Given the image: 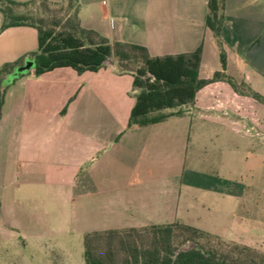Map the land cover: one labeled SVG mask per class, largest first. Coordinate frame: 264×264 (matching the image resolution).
<instances>
[{"label": "crops", "instance_id": "0c3cea01", "mask_svg": "<svg viewBox=\"0 0 264 264\" xmlns=\"http://www.w3.org/2000/svg\"><path fill=\"white\" fill-rule=\"evenodd\" d=\"M78 6L81 26L111 44L139 45L151 57L201 48L198 78L222 71L206 25L208 0H78ZM221 16L225 72L264 98V0H222ZM2 23L0 13V29ZM37 51L36 29L0 30V69L22 60L2 81L0 264H72L64 243L92 232L178 222L244 242L251 226L257 236L264 231L260 219L237 216L244 197L221 174L222 157L254 143L250 129L264 138V116L254 111L264 108L261 101L215 82L174 108L178 113L130 126L138 94L132 74L106 64L97 72L58 68L37 75L30 56ZM204 137L213 150L200 144Z\"/></svg>", "mask_w": 264, "mask_h": 264}, {"label": "trees", "instance_id": "16d2710c", "mask_svg": "<svg viewBox=\"0 0 264 264\" xmlns=\"http://www.w3.org/2000/svg\"><path fill=\"white\" fill-rule=\"evenodd\" d=\"M66 3L67 10L76 4L73 18L62 22L49 18L52 6ZM78 0H0L3 17L1 31L13 27H32L38 34L35 59L37 75L58 68H71L77 73L97 72L106 60L115 61L118 72L132 74L138 91L129 125L155 124L168 115L163 110L192 103L203 87L226 82L241 95L264 102L246 84L228 75L226 54L220 39L222 0H208L207 27L213 32L219 50L222 71L210 79H199L201 48L191 54L151 57L145 47L126 42L110 43L98 32L85 29L78 18ZM5 64L0 69V116L3 104V79L21 63ZM242 85V87H241ZM85 264H264V254L225 244L218 237L181 223L152 225L142 228L108 230L84 235Z\"/></svg>", "mask_w": 264, "mask_h": 264}, {"label": "rangeland", "instance_id": "374dc122", "mask_svg": "<svg viewBox=\"0 0 264 264\" xmlns=\"http://www.w3.org/2000/svg\"><path fill=\"white\" fill-rule=\"evenodd\" d=\"M51 8L52 11L47 14V16L61 21L62 24L65 20L73 18L76 13V4H74L69 10L66 8V3L52 6ZM111 60L113 62L112 65H115V61L112 58ZM30 66L31 63L26 61L24 69H29ZM18 71L19 69H16L15 74L18 73ZM237 81L239 84L241 83L240 80ZM3 86L4 84L2 87ZM262 104H264V102H262ZM262 106L263 105L257 106L254 110L255 112L257 111L256 116L261 120L262 116H264V108ZM173 113H178V109L163 110L160 112V114L163 115H170ZM257 132L258 129H250L249 133H247L252 141H254L249 149L245 147L244 151H236L234 155L229 154L222 157L223 169L221 174L229 177L228 179L231 180L233 188L236 189V191L240 190L239 192L244 197L245 205L241 206L238 210L237 216L251 220L260 219L264 226V138L261 134L257 135ZM258 140H260L261 143H258ZM200 144L208 148L209 151L214 149V147L211 146L209 139L206 137L200 141ZM216 148L217 150H221L218 148H222V146L219 145ZM254 227L255 226H251L252 235H247L248 240H245L244 242L222 241L225 244L244 246L257 253L264 254V231L261 230L259 236H257L253 234L258 233V230ZM240 234L245 235L246 233L240 232ZM66 246L68 251H70L71 256L69 259L72 264H85L84 236L77 237L75 235L73 240L69 241V244L64 243V248ZM29 259L39 262L40 257L33 256ZM60 259H63V257Z\"/></svg>", "mask_w": 264, "mask_h": 264}, {"label": "water", "instance_id": "95a60500", "mask_svg": "<svg viewBox=\"0 0 264 264\" xmlns=\"http://www.w3.org/2000/svg\"><path fill=\"white\" fill-rule=\"evenodd\" d=\"M105 63H106L107 65H112V64H113L111 58H108V59L106 60ZM31 65H32V64H31Z\"/></svg>", "mask_w": 264, "mask_h": 264}]
</instances>
